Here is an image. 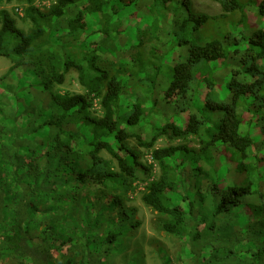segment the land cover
Instances as JSON below:
<instances>
[{"label": "trees", "instance_id": "1", "mask_svg": "<svg viewBox=\"0 0 264 264\" xmlns=\"http://www.w3.org/2000/svg\"><path fill=\"white\" fill-rule=\"evenodd\" d=\"M11 1L27 5L31 27L0 11V57L12 62L0 77V259L42 264L78 236L79 261L61 264H104L135 226L125 204L134 181L155 165L141 202L182 242L177 264H264V0H208L239 12V41L229 27L208 36L209 22L225 16L195 12L191 0H55L43 13L34 0ZM138 4L148 6L158 44L146 57L100 68L94 49L123 29L114 16ZM203 63L228 67L230 77L222 88L208 74L198 96ZM69 72L84 93L55 89ZM162 137L195 139L197 148H154Z\"/></svg>", "mask_w": 264, "mask_h": 264}, {"label": "rangeland", "instance_id": "2", "mask_svg": "<svg viewBox=\"0 0 264 264\" xmlns=\"http://www.w3.org/2000/svg\"><path fill=\"white\" fill-rule=\"evenodd\" d=\"M54 2L55 0H34V6L43 13L47 11ZM191 2L195 12L204 13L214 18L224 14L218 2L208 0H191ZM84 6L85 2L79 4L76 7L75 13L81 11ZM26 8L27 5L22 2H7V0H0V11H8L15 20L16 26L23 31H28L31 27L28 20H25L24 17ZM147 9L148 6L145 7L143 4H138L136 7L127 8L123 13L115 15L114 18L119 19L123 23V29L114 33L115 37L112 40L104 42V48L94 49L91 45V39L86 42L87 50L91 51L94 49V54L98 56L97 66L111 71L117 62H128L131 57L136 56L138 53L146 57L149 48L158 44L153 35L154 24L151 25L152 19L143 15ZM150 16L157 21L156 24L160 27L161 18L153 13H151ZM224 16V18L211 20L205 28L206 34L208 36H219L227 31L226 27H229L232 37L235 38L236 41H239L241 39V33L245 32L244 26L238 25L240 20L239 12H228L225 13ZM84 20L90 30L95 28L93 24L94 18L84 17ZM233 24H235V27ZM61 25L64 26V22H61ZM56 36L57 35H53L49 38L51 41H54L56 40ZM93 44H95V42ZM253 48L255 51L262 52L261 45ZM11 66L12 62L10 60L0 57V77L4 75ZM217 67L218 66L215 64L203 63L196 68V77L199 79L198 96L203 94V84H200V82H202L203 78L208 77V74H211L215 84H221L222 88H224V84L229 81L230 76L228 67L222 66L216 69ZM55 89L61 93H84L83 88L78 83L77 75L74 72H69L66 75L65 83L61 86H57ZM224 93L225 90H221V94L223 95ZM91 111L93 115L101 116L98 100L93 102ZM149 128L150 126L148 124L142 126V132L146 137L150 134ZM186 143H188L187 146L197 148L195 139L170 140L166 137L158 139L154 148L178 146ZM127 144L130 148L140 152V161L142 164H150L152 162L148 155L149 152L140 148L135 139H129ZM157 177L158 169L155 165L149 175L138 174L128 195V201L125 203L126 207L132 211V222L135 226H133L126 237H124L121 250L110 251L104 264H127V262L130 264L132 260L135 261V264H177L181 254L182 242L175 236L164 232L161 227L162 217L150 211L141 202V195L147 182ZM78 209L81 208H73L74 211H78ZM36 220H39V218H36ZM43 225L44 224H41L38 229L35 230L36 232H34V234H37ZM103 228L95 230L93 238H95V236L97 239L102 237L104 235ZM79 243L80 241H78L77 236L75 240L64 245L60 250L51 252L47 261H42V264H61L63 262L65 263L66 260L78 262L81 249ZM100 249L101 243L98 242L96 238L93 239L91 251L97 255ZM247 257L248 255L246 256L244 254L241 262H245ZM20 262L21 258L19 256L0 259V264H18Z\"/></svg>", "mask_w": 264, "mask_h": 264}]
</instances>
